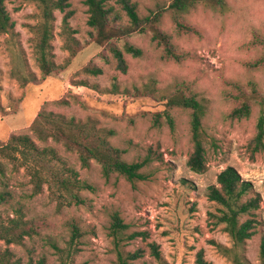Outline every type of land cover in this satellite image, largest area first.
Here are the masks:
<instances>
[{
  "label": "rangeland",
  "instance_id": "374dc122",
  "mask_svg": "<svg viewBox=\"0 0 264 264\" xmlns=\"http://www.w3.org/2000/svg\"><path fill=\"white\" fill-rule=\"evenodd\" d=\"M4 1L15 27L0 33V138L8 141L14 134H29L41 148L54 149L62 163L93 185L82 190L85 205H70L47 182L35 192L31 169L23 158L0 155L5 171L0 177L13 194L11 204L0 206V215H13L11 206L20 203L26 217L41 224L39 234L27 238L25 245H10L16 254L24 260L45 255L49 264H64L63 260L121 264L120 254L127 257L141 251V257L129 260L131 264H197V253L204 249L211 264H262L264 149L252 151L261 107L254 106L250 118L233 119L229 116L233 104L224 93L233 89L230 83L234 81H254L264 92V70L248 65L261 55V48L252 42L255 33L264 34V0H225L224 10L198 4L184 17L199 31L192 35L177 31L169 9L172 0H131L142 16L160 14L157 25L192 57L181 64L164 61L163 46L152 40V32L136 33L114 41L122 48L127 39L144 51L138 58L125 52L127 72L118 69L110 45L93 37L86 0H69L73 15L68 25L63 21L65 13L59 11L52 21L48 57L58 67L49 75L39 60L43 20L39 5L33 0ZM107 2L121 13L123 22L128 21L118 0ZM88 66L103 72L93 74L85 70ZM183 79L193 82L209 105L203 123L208 157L204 173L192 171L187 164L194 150L191 110L171 108L174 130L166 124L155 127L144 115L168 108L164 96L173 94ZM135 87L146 94L137 95ZM40 112L56 119L92 120L98 128L114 131L110 139L128 149L127 160L151 154L153 162L146 169L149 178L130 181L118 174L106 178L96 163L83 167L63 143L52 138L40 141L31 129ZM228 166L252 181L262 197L255 211L256 233L243 243L234 241L224 225L216 223L220 206L208 196L209 187L218 183L219 173ZM116 213L128 225L120 241L111 234ZM73 224L84 235L71 245ZM7 246L0 241V250Z\"/></svg>",
  "mask_w": 264,
  "mask_h": 264
},
{
  "label": "trees",
  "instance_id": "16d2710c",
  "mask_svg": "<svg viewBox=\"0 0 264 264\" xmlns=\"http://www.w3.org/2000/svg\"><path fill=\"white\" fill-rule=\"evenodd\" d=\"M42 13V23L40 26L41 40L38 44L39 60L45 75H49L58 66L48 57L49 40L52 34V21L55 19V12L65 13L63 21L68 25L69 17L73 11L69 9V0H33ZM88 5V24L93 28V37L101 44L108 43L117 60V67L122 72H127L128 63L125 52L133 57H142V48L134 45L126 39L123 47H119L114 41L127 38L136 33L146 34L152 32V40L159 46H163L161 59L184 63L192 57L189 52L179 49L172 41V34L160 29L157 22L160 14L154 16H142L136 3L131 0H118L122 10L128 17L127 22L122 21V15L113 6H109L107 0H86ZM205 4L211 8H221L226 6L225 0H172L169 6L173 14L177 31L192 35L199 34L194 26L185 20V15L198 4ZM15 27L4 0H0V33H8ZM253 45L261 48V55L248 63L253 69L264 70V34L255 33ZM93 74H101L103 71L96 66L85 68ZM233 89L225 91V98L233 104L229 116L233 119L250 118L254 106L261 107V113L256 123V134L253 139V153L264 149V92L259 85L251 81L248 84L231 82ZM137 95H145V91L135 87ZM167 107L163 111L144 113L149 117L155 127H162L164 124L172 130L176 128V120L171 112L173 107H181L191 110L190 135L193 143V152L187 161L190 169L196 173H204L208 168L207 144L204 131V118L208 113V101L198 90L193 82L183 79L179 80L175 92L164 96ZM61 102H65L64 100ZM55 119V120H54ZM35 136L42 142H48L50 138L64 144L66 149L78 156L83 167H89L92 163L100 166L103 175L110 178L113 174L122 175L130 181L144 180L149 178L146 169L153 162V157L149 153L144 158L129 161L125 157L128 149L115 145L110 136L114 131L98 128L92 120L82 122L75 119H66L60 116L57 119L46 112H40L31 126ZM0 155L10 159L23 158L24 163L31 169L35 192H40L43 183H48L54 192L63 201L70 205H85L86 197L82 195V190L93 189V185L79 178V172L65 163L57 155L54 149L41 148L29 134L12 135L8 141L0 138ZM0 174L5 175L2 161H0ZM217 184L209 187V199L216 202L220 207L218 214H215L216 223L224 225V229L231 238L243 243L251 239L256 233L258 220L255 211L260 208L262 197L255 190L254 183L242 177L241 173L233 166H228L221 171L217 178ZM5 183L0 177V206L11 204L13 194L7 190ZM12 213L0 215V241H4L8 246L0 250V264H49L47 257L41 255L35 257L30 255L28 260L18 256L10 247L12 244L25 245L27 238H33L39 234L41 224L34 218L26 217L23 205L17 203L11 206ZM128 225L123 218L114 214L111 226V234L117 241L123 240V235ZM84 235V231L78 224H73L70 244L79 242ZM135 236V235H133ZM58 250L60 247L54 245ZM155 255L160 254L156 245H153ZM141 251L129 253L127 257L120 254L121 264H131L129 260L141 257ZM261 263L264 264V234L260 245ZM64 264H68L63 260ZM197 264H211L206 259L204 249L197 253Z\"/></svg>",
  "mask_w": 264,
  "mask_h": 264
}]
</instances>
